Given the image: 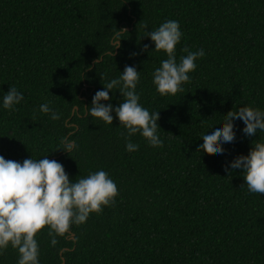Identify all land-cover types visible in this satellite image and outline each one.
Instances as JSON below:
<instances>
[{
  "label": "trees",
  "instance_id": "16d2710c",
  "mask_svg": "<svg viewBox=\"0 0 264 264\" xmlns=\"http://www.w3.org/2000/svg\"><path fill=\"white\" fill-rule=\"evenodd\" d=\"M167 19L182 32L177 61L182 49L205 55L183 91L160 96L151 75L166 56L143 35ZM126 65L139 72L138 102L158 112L159 147L135 134L126 152L114 114L110 125L84 115ZM12 85L23 98L0 109V156H46L70 181L103 169L117 186L112 204L55 245L42 228L39 264H264V193L229 168L264 132L246 136L236 117L222 153L197 147L228 111L264 110V0H0V95ZM111 91L101 103L116 107L123 97ZM44 101L57 120L39 111ZM16 259L11 247L0 252V264Z\"/></svg>",
  "mask_w": 264,
  "mask_h": 264
},
{
  "label": "clouds",
  "instance_id": "9594fccd",
  "mask_svg": "<svg viewBox=\"0 0 264 264\" xmlns=\"http://www.w3.org/2000/svg\"><path fill=\"white\" fill-rule=\"evenodd\" d=\"M124 29L116 30L111 39L113 48L119 47L118 37ZM152 43L151 51L163 52L166 56L152 71L151 82L160 96L174 95L183 91V84L190 80L189 73L196 68L194 62L205 55L203 48L195 51L182 49L186 54L177 61L175 47L182 37L178 21L167 19L154 30L146 31ZM148 45H144L147 48ZM143 50V49H142ZM111 54V53H110ZM95 63V62H94ZM139 72L134 66L126 65L117 77L106 81L91 98V105L84 115L105 124H111L113 114L123 128L124 149L134 152L138 144L129 138L139 134L151 147L162 143L157 133L158 112L143 107L139 101L136 86ZM118 89L123 100L113 107L109 92ZM0 95V109L14 110L23 94L12 85ZM39 111L57 120L59 114L47 101L40 103ZM222 123L201 133L202 144L198 148L211 153L223 152L222 143L234 138L232 119L239 117L246 136L264 132V110L239 107L233 114L228 111ZM229 168L241 169L243 185L249 193H264V140L257 141L247 155H240L229 162ZM117 186L103 170L89 172L86 176L69 180L63 166L46 156L39 159L31 157L23 161L5 159L0 156V252L11 247L16 250V264H39L38 244L35 235L47 228L50 245L56 244V237L65 234L71 225L83 224L91 213H99L104 206L114 202Z\"/></svg>",
  "mask_w": 264,
  "mask_h": 264
}]
</instances>
